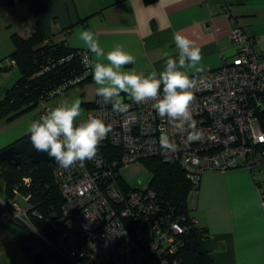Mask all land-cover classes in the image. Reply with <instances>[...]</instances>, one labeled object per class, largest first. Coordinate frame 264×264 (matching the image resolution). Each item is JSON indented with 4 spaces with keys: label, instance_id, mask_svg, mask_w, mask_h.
<instances>
[{
    "label": "built area",
    "instance_id": "obj_1",
    "mask_svg": "<svg viewBox=\"0 0 264 264\" xmlns=\"http://www.w3.org/2000/svg\"><path fill=\"white\" fill-rule=\"evenodd\" d=\"M230 37L237 49L232 59H224L218 69L189 75L196 81L190 107L197 127L204 130L202 141L187 142V133L172 134L151 101L138 105L125 99L131 105L125 115L113 112L110 104L103 105L96 96L94 111L90 109L87 117L98 115L113 129L102 140L97 157L68 169L53 163L63 204L51 222L52 235L41 236L65 264L177 263L173 256L185 244V216L177 214L150 188L136 189L124 183V167L148 157L178 161L193 184L189 207L194 205L201 175L207 170H264V130L259 115L264 110V52L257 38L240 24ZM6 63L15 65L14 60ZM38 107L41 116L55 106L42 98ZM162 128L175 140V152H162ZM31 182L26 176L13 189L14 197L22 195L26 204L0 196V223L27 222L30 194L23 193L22 188ZM260 191L264 202V178Z\"/></svg>",
    "mask_w": 264,
    "mask_h": 264
},
{
    "label": "crops",
    "instance_id": "obj_2",
    "mask_svg": "<svg viewBox=\"0 0 264 264\" xmlns=\"http://www.w3.org/2000/svg\"><path fill=\"white\" fill-rule=\"evenodd\" d=\"M38 3L40 10L36 15L33 0L17 6L9 0H0V13H9L11 24L24 21L26 26L17 33L25 37L31 35L40 17L47 37L73 48L85 49L77 34L91 30L105 52L119 44L136 58V63L126 65L124 70L135 68L145 75L162 71L167 57L178 59L179 50L173 40L177 32L192 40L202 53L197 68L203 71L185 67L182 71L188 75L218 69L224 59H232L237 49L230 34L239 24L257 38L264 51V0H38ZM76 86L82 88L80 93L66 95L69 88L63 91L65 95L62 92L63 96L57 95L52 100L54 106L57 98L58 105L79 98L81 107L89 112L91 108L84 103L94 104L96 85L92 80ZM39 117V112L34 114L25 127L28 129ZM27 134L26 130L22 137ZM16 137L20 136L14 140ZM263 178L264 170L260 168L202 173L191 214L200 227L209 230L205 246L214 264H264V202L260 191Z\"/></svg>",
    "mask_w": 264,
    "mask_h": 264
},
{
    "label": "trees",
    "instance_id": "obj_3",
    "mask_svg": "<svg viewBox=\"0 0 264 264\" xmlns=\"http://www.w3.org/2000/svg\"><path fill=\"white\" fill-rule=\"evenodd\" d=\"M9 1L13 6H17L27 0ZM33 9L35 14L39 15L38 0H33ZM12 39L15 49L1 61V67L3 69L16 67L18 74L9 85L0 87V120H15L37 108L42 98L51 101L73 85H84L92 81L90 68L82 63V52L87 50L73 48L65 42L54 41L47 37L40 17L31 35L25 37L14 32ZM7 60H14L15 65H7ZM61 87L65 89L56 92ZM84 106L90 109L94 104L84 103ZM259 115L264 130V110ZM28 136L30 135L24 137ZM21 158L19 165L0 159V179L3 182L5 198L14 197L15 185L24 177H31V185L22 188L23 193L30 194L29 218L42 229L41 234L49 235L51 222L59 215L63 204V197L53 174V163L46 161L33 163L25 153L21 154ZM142 162L151 170V179L147 188L173 207L177 214L186 218L187 231L183 236L185 244L173 256V259H177L176 264H214V259L205 246V240L210 236L209 230L207 227H200L192 220L195 217L192 216L189 207V194L193 184L186 170L178 161L164 160L161 157H148L142 159ZM122 181L127 183L123 176ZM32 238V235H27V240ZM39 250L51 264H65L55 250L51 252L42 245L32 243L29 253H36Z\"/></svg>",
    "mask_w": 264,
    "mask_h": 264
},
{
    "label": "clouds",
    "instance_id": "obj_4",
    "mask_svg": "<svg viewBox=\"0 0 264 264\" xmlns=\"http://www.w3.org/2000/svg\"><path fill=\"white\" fill-rule=\"evenodd\" d=\"M77 38L87 50L82 63L91 69L95 93L103 105L110 104L113 112L126 115L131 105L124 102L125 96L138 105L151 101V107L159 117L166 119L172 134L187 133V142L205 138L204 130L197 127L198 121L190 107L195 99L196 81L182 71L185 67L203 71L197 68L202 60L201 50L192 40L174 33L178 59L167 57L162 71L145 75L135 68L124 70L126 65H134L136 58L122 45L117 44L105 52L95 33L87 29L79 31ZM89 52L93 54L92 59ZM81 104L82 101L75 98L51 107L27 129L33 149L46 154L62 169L77 164L83 166L86 161L94 160L102 140L113 130L112 125L106 124L98 115L88 116L77 123L82 115ZM159 146L164 153L177 150V144L167 129L160 131Z\"/></svg>",
    "mask_w": 264,
    "mask_h": 264
},
{
    "label": "rangeland",
    "instance_id": "obj_5",
    "mask_svg": "<svg viewBox=\"0 0 264 264\" xmlns=\"http://www.w3.org/2000/svg\"><path fill=\"white\" fill-rule=\"evenodd\" d=\"M1 5V4H0ZM1 8V7H0ZM9 13H0V87H5L9 85L16 74H18V69L16 67L3 69L1 67V61L9 55L14 49L15 45L12 39V34L14 32H22L21 29L26 26L24 21L15 22L13 24L9 21ZM14 20L12 19L11 22ZM23 34H27L24 33ZM82 88L80 86L73 85L70 87L69 92L66 95H72L73 93H80ZM63 94H59L63 96ZM65 95V94H64ZM51 103L53 101L51 100ZM55 103V101H54ZM53 103V104H54ZM56 105H58V98L56 100ZM82 108V115L80 118L86 119L88 111ZM94 111V107L91 108ZM39 107L29 111L27 114L17 118L13 121H6L5 119L0 120V149L12 144L15 140L22 137L25 134L27 127H25L26 121H31V117L34 114H38ZM78 118V119H80ZM83 119V120H84ZM15 136L17 139L14 140ZM14 140V141H13ZM124 179L133 187H138L141 189H146L149 186V181L151 179V170L149 166L142 162H136L128 167H124L121 170ZM0 196L6 197L3 191V182L0 179ZM13 198V197H12ZM22 204H26V200L22 195H17L14 197ZM1 208V203H0ZM32 219H28L27 223L15 222L10 223H0V264H36L33 260V254H31L28 246L34 245L45 246L49 251L53 252V248L46 243V241L41 236V228L34 224ZM32 235L33 238L27 240V235ZM53 241V238H51Z\"/></svg>",
    "mask_w": 264,
    "mask_h": 264
},
{
    "label": "water",
    "instance_id": "obj_6",
    "mask_svg": "<svg viewBox=\"0 0 264 264\" xmlns=\"http://www.w3.org/2000/svg\"><path fill=\"white\" fill-rule=\"evenodd\" d=\"M127 100V96H125L124 100ZM25 153L33 163H40V162H49V163H55L54 160L47 157L46 154L43 153H37L30 142V136L23 137L18 142L12 143L8 145L7 147L3 148L0 151V159L8 161L10 163H13L15 165H19L21 163V154ZM49 235H52L50 233ZM28 249H31V246L27 247ZM33 260L36 264H45L46 263V257L42 251L36 252L33 255Z\"/></svg>",
    "mask_w": 264,
    "mask_h": 264
},
{
    "label": "flooded vegetation",
    "instance_id": "obj_7",
    "mask_svg": "<svg viewBox=\"0 0 264 264\" xmlns=\"http://www.w3.org/2000/svg\"><path fill=\"white\" fill-rule=\"evenodd\" d=\"M7 147V146H6ZM5 148V147H4ZM3 149V148H2ZM8 162V161H7ZM10 163V162H9ZM40 251V250H39ZM39 251H36V252H39ZM46 257V256H45ZM45 264H51V262L47 259L46 257V263Z\"/></svg>",
    "mask_w": 264,
    "mask_h": 264
}]
</instances>
